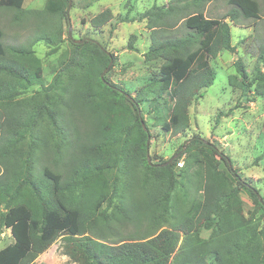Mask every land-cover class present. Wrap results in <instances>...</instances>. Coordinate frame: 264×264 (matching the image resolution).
<instances>
[{"label":"trees","instance_id":"trees-1","mask_svg":"<svg viewBox=\"0 0 264 264\" xmlns=\"http://www.w3.org/2000/svg\"><path fill=\"white\" fill-rule=\"evenodd\" d=\"M24 1L0 0V8L21 11ZM68 1L51 0L47 11L64 14ZM211 1L175 0L160 14L158 8L145 13L153 30L145 58L160 65L155 82L174 103L168 120L163 118L165 132L179 135L190 126L189 107L216 79L209 59L234 51L230 23L260 19L256 0H227L231 9L222 19L206 17L201 8ZM178 14L187 35L160 41L156 35L172 28L167 19ZM111 18L104 12L92 23L100 27ZM50 35L44 32L37 41L52 42ZM2 38L0 29V237L9 229L14 242L0 250V264H36L60 236L65 255L76 264H264V196L242 180L228 155L197 136L168 165L169 160L149 159L151 134L140 115L142 99L101 78L112 60L96 43H88L97 49L89 71L71 89H57L65 98L51 103L58 98L53 92L34 107L14 102L41 84L42 68L33 62L31 49L7 47ZM258 60L254 75L238 60L237 75L229 78L245 97L264 98V45ZM73 106H87L89 116L99 121L87 141L76 131L72 135ZM182 153L188 157L178 173ZM39 154L57 169L44 167L41 180L34 174ZM119 182L127 196L114 192ZM243 191L253 203L248 216ZM119 198L142 200L126 204ZM160 221H170L171 227L156 233ZM121 225L136 230L109 242L105 235ZM203 231L210 233L208 239L201 237Z\"/></svg>","mask_w":264,"mask_h":264},{"label":"rangeland","instance_id":"rangeland-1","mask_svg":"<svg viewBox=\"0 0 264 264\" xmlns=\"http://www.w3.org/2000/svg\"><path fill=\"white\" fill-rule=\"evenodd\" d=\"M50 1L25 0L21 11L0 8L3 43L7 47L23 46L31 49L33 62L36 61L42 68L41 84L21 92L14 102L34 107L35 101L41 104L46 95L53 92L58 98L52 99L54 101L51 103L65 98L59 97L57 89H71L78 82V78L89 71L90 60L97 54V49L88 43H96L111 56L112 65L105 75L107 83L122 87L133 98L139 94V99H142L140 115L151 134L149 159L154 163L173 157L177 159L179 151H186L191 140L198 136L228 155L242 180L258 189L264 196V98L253 94L245 97L240 89L229 84L230 76L237 75L235 63L238 60L243 62L249 75H254L260 69L258 58L260 47L264 45V0H256L260 6V19L240 18L237 24L230 23L234 51H223L209 59L216 73L215 82L206 89L202 98L191 104L188 110L190 126L179 135L165 132L162 128L163 118L168 120L174 103L163 92L161 83L155 82L160 65L150 63L145 58L153 45L150 17L144 18L145 13L156 12L158 8L160 10L157 12L160 14L161 10H166L175 0H71L69 17L66 15L70 0L64 5V14L58 15L47 11ZM230 9L227 0H212L201 8L206 17L215 19H222ZM104 12H109L112 18L103 26H94L92 20ZM181 17V14L168 17L167 20L174 23V26L170 29L162 28L165 31L159 32L156 37L164 41L186 36L188 30L180 20ZM43 31L53 33V36L50 35L52 42L47 38L37 41ZM82 39H86L83 44L74 42ZM56 79L59 82L56 83ZM142 92L146 94L141 96ZM95 99L100 100L101 97L97 96ZM153 99L156 102H152ZM107 100L110 104L115 102L111 93H108ZM70 111L72 135L76 131L87 141V136L97 131L98 119L89 116L87 106H73ZM54 141V145L59 142L57 138ZM38 156L34 174L41 180L44 167L53 171L57 169L52 162H44L40 159L41 155ZM187 157L188 154L182 153L176 164L178 173L185 169ZM179 163L183 165L179 166ZM120 190L119 182L114 192L119 191V197L128 195L125 192L120 193ZM108 191L113 192V188ZM240 196L243 210L248 216L253 210V203L246 192L243 191ZM141 200L120 199L126 204H139ZM103 206L115 210L108 202ZM170 223L160 221L155 232L170 228ZM135 230L133 226L121 225L113 228L112 235L108 233L105 237L109 242L116 243L133 234ZM209 234L203 231L201 237L208 239ZM13 242L10 230L4 229L0 237V250ZM64 243V236H60L48 250L37 257L35 263L76 264L65 255Z\"/></svg>","mask_w":264,"mask_h":264},{"label":"water","instance_id":"water-1","mask_svg":"<svg viewBox=\"0 0 264 264\" xmlns=\"http://www.w3.org/2000/svg\"><path fill=\"white\" fill-rule=\"evenodd\" d=\"M70 8H71V0H70V3H69V9H68V11H67V16H68V17H69V15H70ZM70 36H71V31H70ZM85 41H86V39H82V40L74 41V42H75L76 44H83ZM111 65H112V61H111L110 65H109V67H108L107 69H105L104 72L102 73V75H101V78H102V79H104V77H105L106 73L108 72V70L110 69ZM144 129L147 131V127H146L145 125H144ZM148 156H150V155H148ZM148 158H149V157H148ZM173 160H175V157H173L172 159H170L166 165H168L169 163H171ZM166 165H165V166H166Z\"/></svg>","mask_w":264,"mask_h":264},{"label":"built area","instance_id":"built-area-1","mask_svg":"<svg viewBox=\"0 0 264 264\" xmlns=\"http://www.w3.org/2000/svg\"><path fill=\"white\" fill-rule=\"evenodd\" d=\"M183 164L182 163H179V166H182Z\"/></svg>","mask_w":264,"mask_h":264}]
</instances>
